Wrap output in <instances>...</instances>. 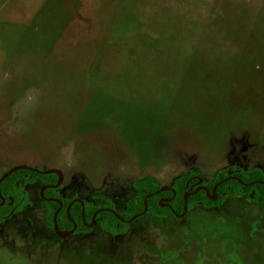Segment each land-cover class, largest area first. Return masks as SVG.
<instances>
[{
	"label": "rangeland",
	"instance_id": "rangeland-1",
	"mask_svg": "<svg viewBox=\"0 0 264 264\" xmlns=\"http://www.w3.org/2000/svg\"><path fill=\"white\" fill-rule=\"evenodd\" d=\"M20 166L114 213L139 178L264 175V0H0V176ZM18 186L0 264H264L245 198L61 239L39 185Z\"/></svg>",
	"mask_w": 264,
	"mask_h": 264
},
{
	"label": "trees",
	"instance_id": "trees-1",
	"mask_svg": "<svg viewBox=\"0 0 264 264\" xmlns=\"http://www.w3.org/2000/svg\"><path fill=\"white\" fill-rule=\"evenodd\" d=\"M90 34V38H91ZM197 174H189L181 176L175 179L169 186L172 190L165 191L163 193L153 195L161 187L157 182L151 177H143L133 181L132 188L134 191V196L136 199L125 204L123 210L118 214V216L123 220H128L134 215L140 213L143 210V200H145L147 211L146 215L154 219H164L173 218L174 214H181L183 210V196L186 193H190V184L194 183L192 180L189 185L186 183ZM233 177L237 180H230L222 185H219L215 190L214 200H210L212 188L215 184L219 183L223 179L227 178V171L218 172L210 183L202 184L203 187L208 191L206 194L204 191H198L195 194L189 196L186 199L187 210L200 207L203 209H212L219 207L223 204L229 195H235L237 197L248 199L250 193H254V200H250L254 203L264 216L263 212V201H264V186L257 184L255 182L264 183V175L258 170L251 171H235L233 172ZM246 184L247 186H242L240 183ZM38 184L39 188L44 186H54L57 183L56 174L40 175L29 171H17L12 175L8 176L0 184V197L4 200V204L0 207V224H2L5 218L8 216L10 211V202L13 205H21L24 201V192L18 186L19 184ZM250 183H254L249 185ZM174 194V197H173ZM151 195V196H149ZM38 194L39 204L45 209L44 223L47 230L53 232L52 230V218L53 214L58 208L56 203H48L44 199H57L61 202L62 208L56 217V225L59 232H68L72 229L71 220L76 225V230L74 234L86 232L89 228L83 224L81 218V206L78 203H73L68 210V215L66 214V208L72 202L74 198H68L61 200L57 196V189L47 188L42 192V197ZM173 197V198H172ZM44 198V199H43ZM162 199L170 200L164 205ZM161 202V203H160ZM84 203V223L89 224L93 213L99 209H108V203L105 204L92 205ZM160 204H162L160 206ZM12 206V205H11ZM22 206V205H21ZM95 222L101 227V229L111 235L124 233L126 230V224L120 223L116 217L109 212L98 213L95 217ZM118 226V227H117Z\"/></svg>",
	"mask_w": 264,
	"mask_h": 264
},
{
	"label": "water",
	"instance_id": "water-1",
	"mask_svg": "<svg viewBox=\"0 0 264 264\" xmlns=\"http://www.w3.org/2000/svg\"><path fill=\"white\" fill-rule=\"evenodd\" d=\"M21 170H24V171H29V172H33L35 174H40V175H47V174H57L59 176V179H57V183L54 185V186H44V187H41L40 190H39V196L42 197V192L44 189H47V188H52V189H57L61 183V179H62V176L59 174L58 171H55V170H45V171H39V170H36V169H33V168H29V167H24V166H20V167H14L12 169H9L7 170L5 173H3V175L0 176V184L10 175H12L13 173L17 172V171H21ZM231 172L228 174L227 172V178L223 179L222 181H220L219 183L215 184L214 187L212 188V191H211V196L209 197L210 200H214L215 196V190L216 188L219 186V185H222L223 183H226L230 180H237L235 177L231 176ZM195 180H196V185L198 186L195 190H193L192 192L190 193H186L184 196H183V210H182V213L180 215H177V214H174V212L172 211L173 213V216L175 218H182L185 213H186V210H187V206H186V199L195 194L197 191L199 190H203L206 194H208V191L203 187L201 186V183H202V180L199 178V177H195ZM238 181V180H237ZM240 185L242 186H247L246 184H243L241 182H239ZM257 184H260V185H263L264 186V183L263 182H255ZM254 183H250L249 185H252ZM165 191H170L172 192V190H169L168 188L166 187H162L160 188V190H158L157 192L153 193V195H157L159 193H163ZM151 196V195H149ZM174 196V194H173ZM249 200H254V193H250L249 196H248ZM44 199V198H43ZM45 201H47L48 203H56L58 204V208L56 209V211L54 212L53 214V218H52V230H53V233L58 237V238H61V239H64L70 235L73 234V232L76 230V225L71 221V224H72V229L68 232H59L58 229H57V225H56V217L59 213V211L61 210V207H62V204L59 200L57 199H44ZM145 200L143 201V210L134 215L133 217H131L130 219L128 220H123L121 219L117 213H114L112 211H110L109 209H99L97 211H95L91 217V221L89 224H85L84 223V203L79 200V199H75L72 201L71 204L73 203H78L80 206H81V218H82V221H83V224L86 225L87 228H90L91 226L94 225V222H95V217L98 213H101L103 211L105 212H109V213H112L116 219L120 222V223H125V224H129L131 223L132 221L136 220L137 218H140L142 216H144L146 214V211H147V207H146V203H145ZM4 204V200L0 197V207ZM68 205V207L66 208V214L68 215V210H69V207L71 206ZM162 204H160L161 206ZM263 212H264V201H263ZM118 227V226H117Z\"/></svg>",
	"mask_w": 264,
	"mask_h": 264
},
{
	"label": "flooded vegetation",
	"instance_id": "flooded-vegetation-1",
	"mask_svg": "<svg viewBox=\"0 0 264 264\" xmlns=\"http://www.w3.org/2000/svg\"><path fill=\"white\" fill-rule=\"evenodd\" d=\"M232 172H234V170L232 171ZM231 176H234L233 175V173H232V175ZM196 177V176H195ZM195 177L193 176L187 183H186V186L187 185H189V183L192 181V180H194V183H191L190 184V191H193V190H195L198 186L196 185V180H195ZM203 184V182L201 183V186H203L202 185ZM162 188V187H161ZM166 188H168L169 190H171V188L170 187H166ZM160 190V189H159ZM199 191H203V190H199ZM157 192V191H156ZM198 192V191H197ZM160 194V193H159ZM133 196H134V191H133ZM174 197V196H173ZM172 197V198H173ZM133 199H136V197L134 196V198H131V201L133 200ZM144 201V200H143ZM161 201H163V203H164V205L165 204H167L168 203V201H170V200H164V199H162ZM161 203V202H160ZM9 206H10V211H9V214H8V216L9 215H11L12 214V212L14 211V209L16 208V205H13V203L12 202H10V204H8ZM12 205V206H11ZM62 208V207H61ZM187 211V210H186ZM146 215V214H145ZM180 215V214H179ZM7 216V217H8ZM6 217V218H7ZM184 217V216H183ZM183 217L182 218H175V219H177V220H180V219H183ZM5 218V219H6ZM4 223V222H3ZM96 223V222H95ZM1 225V224H0ZM73 234H74V232H73ZM138 264H140V261H139V258H138Z\"/></svg>",
	"mask_w": 264,
	"mask_h": 264
}]
</instances>
